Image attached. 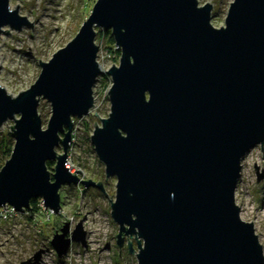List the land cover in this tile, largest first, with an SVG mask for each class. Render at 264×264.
I'll use <instances>...</instances> for the list:
<instances>
[{"label": "water", "instance_id": "95a60500", "mask_svg": "<svg viewBox=\"0 0 264 264\" xmlns=\"http://www.w3.org/2000/svg\"><path fill=\"white\" fill-rule=\"evenodd\" d=\"M18 5L0 0V35L6 26L32 28ZM212 8L198 0H95L76 35L48 61L38 59L29 88L12 96L0 85V124H14L0 167V208L24 212L40 198L57 213L60 187L77 182L105 193L100 180L66 166L72 118L90 112L103 73L111 79L110 110L89 139L106 179L116 178L110 217L119 251L129 237L137 264H264L234 192L245 154L259 145L264 158V0H232L219 27ZM96 29L109 30L120 52L105 71ZM41 98L50 104L46 127ZM85 234L81 221L70 233L65 222L49 243L61 258L70 241L85 244Z\"/></svg>", "mask_w": 264, "mask_h": 264}, {"label": "rangeland", "instance_id": "374dc122", "mask_svg": "<svg viewBox=\"0 0 264 264\" xmlns=\"http://www.w3.org/2000/svg\"><path fill=\"white\" fill-rule=\"evenodd\" d=\"M231 1L198 0V4L201 6L208 2L212 5L211 24L219 27L224 25ZM94 3L95 0H9L10 9H15L19 4L18 14L25 16L32 23V28L27 25L15 30L6 26L4 30L8 29L9 32L0 35V85L7 93L16 96L19 90L30 87L41 71L38 59L48 61L52 53L74 37L82 21L91 13ZM95 43L99 46L97 61L102 70L105 71L112 63L118 64L120 56L115 61L114 55H108L104 39L95 38ZM107 77L101 73L92 87L94 103L90 112L82 118H72V139L66 161L72 173L79 169L78 175L82 179L90 178L95 182L100 180L106 194L93 186L85 187L77 182L60 187V211L57 213L39 203L36 210H15L8 215L2 211L5 207L2 206L0 264H137L135 253L127 254L125 251L127 239L136 245L133 238L126 237L120 251L116 245L118 226L110 217V200L115 198L116 178L110 176L106 179L105 166L97 158L89 139L94 122L101 124L100 117H107L110 110L107 90L111 79ZM105 83L108 84L106 88ZM39 101L37 112L43 127H46L51 115L50 104L44 98ZM86 122L88 129L85 128ZM10 125H14L12 118L0 124V140L10 132ZM55 150L61 153L62 147L57 146ZM5 161L0 158V167ZM52 164L51 171L55 167L54 162ZM240 170L234 191L235 202L240 207L241 218L254 224L264 255V158L259 145L245 154ZM257 174L261 175L259 180ZM36 199L38 202L42 200ZM80 221L86 233V243L70 241L66 254L59 258L49 243L50 238L65 222H69L70 233ZM39 248L44 250L39 261H28Z\"/></svg>", "mask_w": 264, "mask_h": 264}, {"label": "trees", "instance_id": "16d2710c", "mask_svg": "<svg viewBox=\"0 0 264 264\" xmlns=\"http://www.w3.org/2000/svg\"><path fill=\"white\" fill-rule=\"evenodd\" d=\"M96 38L97 40H101L104 39L106 41V49L108 52V55H114V60H117V57L120 56V52L118 49H115V44H114V40H113V36L110 33L109 30H100L97 29L96 30ZM103 77H107V75L103 74ZM106 84V83H105ZM106 86L108 84H106ZM85 128L88 129V123L86 122L85 124ZM12 144H13V138L12 135H10V132L6 134V136L0 140V146H1V152H0V158H4L5 160H7L10 156L11 150H12ZM46 165L48 166L49 169H51L52 167V163L51 162H46ZM38 199L34 198L33 200H31L30 202V208L29 210H36L38 208ZM126 253H129V250L125 249Z\"/></svg>", "mask_w": 264, "mask_h": 264}, {"label": "built area", "instance_id": "2783aa9c", "mask_svg": "<svg viewBox=\"0 0 264 264\" xmlns=\"http://www.w3.org/2000/svg\"><path fill=\"white\" fill-rule=\"evenodd\" d=\"M115 49H116V48H115ZM39 203L42 204V205L40 204V206H42V207L44 206L43 200H40V202H38V204H39ZM2 211H3L5 214H8V215H9V214H13L14 212H16L15 209H13L10 205H6L5 207H3V208H2ZM2 211H1V212H2ZM35 252H36V251H35ZM35 252H33V255H34Z\"/></svg>", "mask_w": 264, "mask_h": 264}, {"label": "flooded vegetation", "instance_id": "af4514ba", "mask_svg": "<svg viewBox=\"0 0 264 264\" xmlns=\"http://www.w3.org/2000/svg\"><path fill=\"white\" fill-rule=\"evenodd\" d=\"M58 229H59V228H58ZM58 229H57V230H58ZM57 230H55V231H57ZM55 231H54V232H55ZM34 263H35V262H34Z\"/></svg>", "mask_w": 264, "mask_h": 264}]
</instances>
